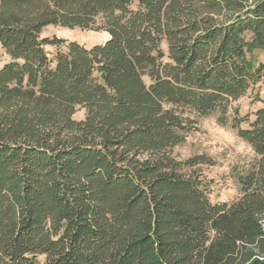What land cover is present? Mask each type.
<instances>
[{
    "label": "trees",
    "instance_id": "1",
    "mask_svg": "<svg viewBox=\"0 0 264 264\" xmlns=\"http://www.w3.org/2000/svg\"><path fill=\"white\" fill-rule=\"evenodd\" d=\"M132 5L0 0V264H264V100L231 114L264 82V0ZM186 111L218 113L254 152L234 202H210L209 158L172 155Z\"/></svg>",
    "mask_w": 264,
    "mask_h": 264
},
{
    "label": "rangeland",
    "instance_id": "2",
    "mask_svg": "<svg viewBox=\"0 0 264 264\" xmlns=\"http://www.w3.org/2000/svg\"><path fill=\"white\" fill-rule=\"evenodd\" d=\"M137 0H133L132 8L136 9ZM41 38H57L64 41H75L86 48L104 43L108 35L104 31L68 29L59 26H49L41 32ZM166 52V46L162 45ZM54 47L46 46L45 52L51 57ZM255 64L264 62V54L256 52L253 56ZM9 62V57L0 48V68ZM264 100V82L249 90L245 96L232 103V111L236 110L240 117L250 116L262 106ZM85 110L78 107L73 120L84 119ZM218 113L198 116L194 112L186 111L188 130L184 133V141L173 148L172 155L177 160H186L194 156H206L213 163L211 166H201V170L208 183V198L212 204L232 203L240 196L239 175L244 173L256 159L251 147L243 142L236 130L230 126L218 123ZM246 125H242L245 128Z\"/></svg>",
    "mask_w": 264,
    "mask_h": 264
}]
</instances>
